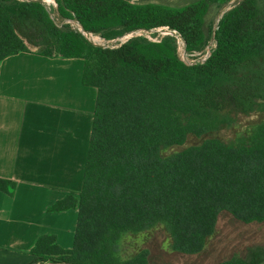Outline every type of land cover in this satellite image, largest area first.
I'll return each instance as SVG.
<instances>
[{
	"label": "trees",
	"instance_id": "trees-1",
	"mask_svg": "<svg viewBox=\"0 0 264 264\" xmlns=\"http://www.w3.org/2000/svg\"><path fill=\"white\" fill-rule=\"evenodd\" d=\"M56 1L60 18L106 40L169 26L189 53L212 37L215 47L205 62L186 65L172 37L94 46L70 25H56L39 1L0 0V46L81 58L82 83L97 89L72 250L35 254L30 264H156L126 238L161 228L171 252L194 255L205 252L221 215L264 223V120L230 139L211 136L240 115L264 113V0H240L217 23L209 14L232 0ZM189 135L207 137L173 150ZM15 187L0 179L5 193ZM218 264H264V244Z\"/></svg>",
	"mask_w": 264,
	"mask_h": 264
},
{
	"label": "crops",
	"instance_id": "crops-1",
	"mask_svg": "<svg viewBox=\"0 0 264 264\" xmlns=\"http://www.w3.org/2000/svg\"><path fill=\"white\" fill-rule=\"evenodd\" d=\"M83 70L81 58L0 46V179L16 183L0 189V264L72 250L97 97Z\"/></svg>",
	"mask_w": 264,
	"mask_h": 264
},
{
	"label": "rangeland",
	"instance_id": "rangeland-1",
	"mask_svg": "<svg viewBox=\"0 0 264 264\" xmlns=\"http://www.w3.org/2000/svg\"><path fill=\"white\" fill-rule=\"evenodd\" d=\"M224 6L221 9L214 8L211 11L209 18L212 22H218L219 17L227 9ZM54 17H56V13H54ZM263 120L264 113L240 115L235 125L215 131L211 133V136L225 140L230 139L242 131L251 130ZM205 137L207 136L189 135L183 145L176 146L173 150H180L186 146L197 144ZM126 241L130 243L128 248L131 250L147 248L151 259L156 264H218L224 259L240 254L249 244H264V223L245 224L233 220L229 215H221L217 222L216 232L208 240L205 252L194 255L171 252V239L161 228L126 238Z\"/></svg>",
	"mask_w": 264,
	"mask_h": 264
},
{
	"label": "built area",
	"instance_id": "built-area-1",
	"mask_svg": "<svg viewBox=\"0 0 264 264\" xmlns=\"http://www.w3.org/2000/svg\"><path fill=\"white\" fill-rule=\"evenodd\" d=\"M19 1H32V0H19ZM41 2L47 9L49 16L59 27L63 24L70 25L73 29L79 31L87 40L94 46L99 47H115L118 46L133 37H144L153 42H159L164 37H172L175 41L177 47V53L179 58L186 65H193L196 63L205 62L211 55L213 48L215 47V41L212 39L200 52L189 53L187 51V46L184 38L176 29H172L169 26H159L152 29L139 28L125 33L124 35L117 37L112 40H106L101 36L87 32L84 30L79 21L75 18H60L57 12L58 4L56 0H34ZM240 0H232L230 3L226 4L224 7L229 9L233 4ZM226 9V10H227ZM56 13V17H54Z\"/></svg>",
	"mask_w": 264,
	"mask_h": 264
}]
</instances>
